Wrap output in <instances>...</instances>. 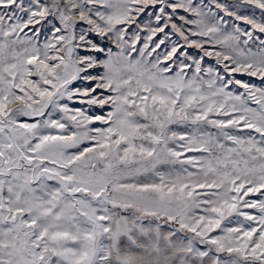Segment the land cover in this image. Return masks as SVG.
Wrapping results in <instances>:
<instances>
[{"label":"snow or ice","instance_id":"snow-or-ice-1","mask_svg":"<svg viewBox=\"0 0 264 264\" xmlns=\"http://www.w3.org/2000/svg\"><path fill=\"white\" fill-rule=\"evenodd\" d=\"M0 264H264V0H0Z\"/></svg>","mask_w":264,"mask_h":264}]
</instances>
